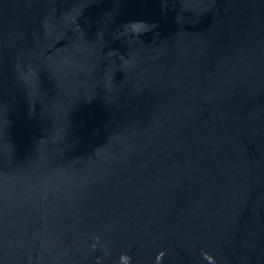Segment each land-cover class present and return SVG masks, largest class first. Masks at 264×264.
<instances>
[{
	"label": "water",
	"instance_id": "1",
	"mask_svg": "<svg viewBox=\"0 0 264 264\" xmlns=\"http://www.w3.org/2000/svg\"><path fill=\"white\" fill-rule=\"evenodd\" d=\"M0 264H264V0H0Z\"/></svg>",
	"mask_w": 264,
	"mask_h": 264
}]
</instances>
